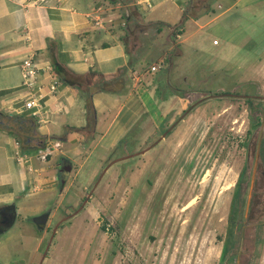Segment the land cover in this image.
<instances>
[{"label": "rangeland", "instance_id": "374dc122", "mask_svg": "<svg viewBox=\"0 0 264 264\" xmlns=\"http://www.w3.org/2000/svg\"><path fill=\"white\" fill-rule=\"evenodd\" d=\"M202 1L214 9L206 20L223 15L183 47V55L177 56L170 41L153 44V35L137 33L127 41L134 69L151 92L149 108L157 113L158 125L141 113L126 140L110 151L97 144L99 137L83 146L60 141L62 153L75 161L63 185L56 175L61 157L40 163L39 150L27 151L42 183L37 182L38 191L30 186L16 223L0 233V264H40L48 244L42 264H220L228 209L244 164V133L254 108L264 107V83H250L253 68L264 63L258 55L264 45V0H243L227 12L235 0H191L189 5L198 12ZM102 3L117 14L112 27L122 42L123 5ZM141 11L156 14L148 7ZM171 33L175 42L177 31ZM213 39L220 46L214 47ZM260 72L263 76L262 67ZM190 104L199 106L158 142ZM206 105L218 106L208 118ZM73 119V112L61 115L69 125L76 123ZM45 213L49 217L41 230L33 219ZM261 236L260 251L249 264H264V231Z\"/></svg>", "mask_w": 264, "mask_h": 264}, {"label": "crops", "instance_id": "0c3cea01", "mask_svg": "<svg viewBox=\"0 0 264 264\" xmlns=\"http://www.w3.org/2000/svg\"><path fill=\"white\" fill-rule=\"evenodd\" d=\"M190 1L118 0L124 7L126 27L132 31L121 42L112 27L113 16L117 14L112 13L110 7L102 15L106 22L102 29L93 27L88 19V14L103 4L102 0H0V113L31 119L38 134L48 143L54 139L58 144L63 141L64 144L83 146L84 143L92 144L99 137L97 144L107 151L115 148L141 113L149 114V118L158 125L159 119L155 120L153 116L157 113L153 107L149 108L151 92L147 90L148 84L142 82L144 75L139 76L134 69L136 62L131 60L127 41L137 33L153 35V44L165 45L170 41L171 45L177 46V56L183 55L185 46L223 15L206 20V16L214 13L212 5L202 1L204 6H200L197 12L198 8L190 6ZM242 1L235 0V4L225 12ZM141 7H148L156 14L145 15ZM217 9H222V6L217 5ZM176 27L174 42L171 32ZM161 40H164L162 44ZM212 45L218 47L220 41ZM258 55L264 57V45ZM27 57H32L38 67L31 88L23 85L21 75L22 61ZM263 64L253 68L251 73L255 76L250 83H264V75L259 76L260 67L264 69ZM115 74V80H110ZM107 81H111L105 86L109 91H96L92 95L95 122L89 128L81 89L94 90ZM261 89H264V84H261ZM31 97H34L36 106L27 110L24 104ZM71 112L75 114V125L61 121V115ZM50 125L60 131L52 133ZM28 128L25 129L28 131ZM17 143L13 135L0 128V210L15 209L13 225L23 210L18 205L24 195L32 185L33 191H38L37 186L42 183L43 176L32 168V158L30 167L34 172L16 162ZM20 149L28 155L27 151ZM65 156L60 144L58 148L53 147L49 161L36 160L50 163L55 157H63L72 164L75 162ZM47 181H51L50 185L56 182L54 177Z\"/></svg>", "mask_w": 264, "mask_h": 264}, {"label": "flooded vegetation", "instance_id": "af4514ba", "mask_svg": "<svg viewBox=\"0 0 264 264\" xmlns=\"http://www.w3.org/2000/svg\"><path fill=\"white\" fill-rule=\"evenodd\" d=\"M181 94L182 98H185V92ZM225 94H227L225 96H230V93ZM246 97V101L251 100L248 96ZM197 106L199 105L190 104L182 110L178 118L163 129L160 139L163 140L170 135L175 126L184 121ZM204 107L206 109L205 118H208V113L216 112L218 108L214 105ZM225 111L226 109L223 110ZM254 113L256 115L252 120H248V128L244 133V164L234 186L228 209L220 264H249L253 256L258 255L263 241L261 232L264 231V107L254 108ZM71 165V162L63 157L58 161L56 175L60 183L64 182L63 175L70 172L67 168ZM11 217V210H0V230L7 227ZM70 218L59 222L56 225V231ZM43 227L38 228L42 230Z\"/></svg>", "mask_w": 264, "mask_h": 264}, {"label": "trees", "instance_id": "16d2710c", "mask_svg": "<svg viewBox=\"0 0 264 264\" xmlns=\"http://www.w3.org/2000/svg\"><path fill=\"white\" fill-rule=\"evenodd\" d=\"M109 1L112 2L113 4L117 2V0H109ZM176 29L178 30V27L174 28V31ZM131 32L132 31H130V28L126 27V30H125L126 35L123 40L129 37L131 35ZM123 71L125 72L127 71V69H123ZM116 75L117 74L111 76L110 80H115ZM105 79H107V77H105ZM110 83L111 81H107L103 83L102 85L97 86L94 90L88 89L85 91L81 89V95L85 101V109H86V115H87V127L89 128H92L95 122V110L92 104V95L96 91L97 92L109 91V90H105V86ZM174 91L175 90L173 89L172 92L174 95H176ZM247 101L250 102L251 100L248 99ZM28 121L30 122L28 123ZM135 126H133V128ZM27 127H29L28 131L25 129ZM0 128L7 131L9 134L13 135L16 138L22 150L24 151L44 150L47 147L46 139L40 134H38L35 123L31 119L24 118L23 116H15V115H8V114L0 113ZM131 130H129L125 134V136L121 139L120 143L126 140ZM222 258H224V256Z\"/></svg>", "mask_w": 264, "mask_h": 264}, {"label": "built area", "instance_id": "2783aa9c", "mask_svg": "<svg viewBox=\"0 0 264 264\" xmlns=\"http://www.w3.org/2000/svg\"><path fill=\"white\" fill-rule=\"evenodd\" d=\"M110 9L109 6L99 5L96 9H94L88 14V19L92 23L93 27L98 29H102L104 27L106 22L103 19L102 15L107 11H109ZM109 22H111V20ZM212 43L214 45H217L218 41L213 40ZM37 74H38V67L33 61L32 57L25 58L21 64V75L23 79V85L26 86L27 88H31L33 86L34 79L37 77ZM35 106L36 105H35L34 97L29 98V100H27L24 104V108L27 110H30ZM58 146H59L58 143H55L53 145L54 148H58ZM53 147L50 149L46 148L44 150H39L36 158L40 161H46L47 157L51 155ZM15 160L18 164H23L28 166V170L30 172H34V170L30 167L31 157L21 151L18 143H17V150L15 152Z\"/></svg>", "mask_w": 264, "mask_h": 264}, {"label": "water", "instance_id": "95a60500", "mask_svg": "<svg viewBox=\"0 0 264 264\" xmlns=\"http://www.w3.org/2000/svg\"><path fill=\"white\" fill-rule=\"evenodd\" d=\"M160 140L161 139H159V141L158 142H160ZM157 142V143H158ZM156 144V143H155ZM154 144V145H155ZM153 145V146H154ZM149 149H151V147L150 148H148L147 150H144V151H141V152H138V153H135V154H133V155H129V156H127V157H125L124 159H128V158H131V157H134V156H137V155H141V154H144L145 152H147ZM123 160V159H122ZM113 163H111V164H109L108 166H110V165H112ZM107 168H105V170H106ZM67 170L68 171H71V167H69V168H67ZM105 170L103 171V173L105 172ZM103 173H102V175H103ZM101 175V176H102ZM61 184L63 185L64 184V182H61ZM81 208L82 207H80L79 208V210H77V212H75V214H73L72 216H70V217H73L74 215H76L80 210H81ZM12 217H11V219H10V221H9V224L7 225V227L5 228V229H3V230H0V233L1 232H4L5 230H8L12 225H13V223H14V220H15V209L14 208H12ZM48 217H49V213H45V214H43V215H40V216H38V217H35L34 219H33V223L37 226V227H42V226H44L46 223H47V221H48ZM69 217V218H70ZM68 219V218H67ZM56 229H57V226L54 228V230H53V234L55 233V231H56ZM48 247H49V244L47 245V247H46V250H45V252H44V254H43V256H42V259L40 260V264H42V262H43V260H44V258H45V256H46V252H47V250H48Z\"/></svg>", "mask_w": 264, "mask_h": 264}, {"label": "bare ground", "instance_id": "6f19581e", "mask_svg": "<svg viewBox=\"0 0 264 264\" xmlns=\"http://www.w3.org/2000/svg\"><path fill=\"white\" fill-rule=\"evenodd\" d=\"M233 185V184H232Z\"/></svg>", "mask_w": 264, "mask_h": 264}]
</instances>
